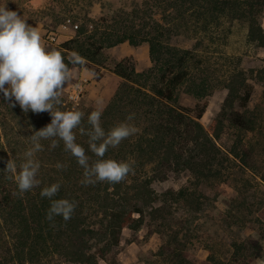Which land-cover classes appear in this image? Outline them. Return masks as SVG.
Returning <instances> with one entry per match:
<instances>
[{
    "label": "rangeland",
    "instance_id": "rangeland-1",
    "mask_svg": "<svg viewBox=\"0 0 264 264\" xmlns=\"http://www.w3.org/2000/svg\"><path fill=\"white\" fill-rule=\"evenodd\" d=\"M167 4L158 0H8L7 7L37 26L47 48L60 51L66 59L73 52L65 44L72 39L84 40L91 34L112 29L115 18L130 23L134 18L132 11H140L139 16L144 18L135 17V24L142 28L147 24L145 31L154 33L159 31L155 28L162 26L170 36L167 40L170 45L194 50L195 58L188 65L190 75L176 88V101L165 102L190 108L207 102L201 119L207 129L228 94L229 74L237 68L263 67L264 47L249 41V18L242 12L246 9L243 7L219 14L211 10V39L203 38L202 46L195 49L197 39L203 35L186 29L179 9ZM215 18L219 20L217 23L212 21ZM260 20L264 27V9ZM80 30L84 32L82 35ZM123 61H128L142 75L140 82L115 73V67ZM154 68L146 42L135 46L126 41L105 47L98 61H86L83 67L70 66L72 81L63 89L61 105L53 110H79L86 114L104 109L119 91L141 89L151 94L150 88L159 76ZM250 82L254 91L249 109L256 112L257 125L250 131L226 128L217 140L228 155L217 166L220 172L201 184L189 171L155 183L158 192L183 189L187 195L167 209L163 219L148 222L136 233L124 229L121 246L110 260H100V264H264V84L254 79ZM8 103L0 93V134L4 142L7 136L20 142L21 165L31 147L32 134L47 126L52 117L47 111L25 113L21 107L12 108ZM138 111L134 107L129 114L136 115ZM133 120L129 123L140 130L144 122ZM54 142L55 138L42 140V151L36 154L41 163L39 174L52 166L53 179L59 176L54 165L58 156L50 152ZM237 152L245 156H237ZM11 160L15 163L14 158ZM26 264L73 263L55 254Z\"/></svg>",
    "mask_w": 264,
    "mask_h": 264
},
{
    "label": "trees",
    "instance_id": "trees-1",
    "mask_svg": "<svg viewBox=\"0 0 264 264\" xmlns=\"http://www.w3.org/2000/svg\"><path fill=\"white\" fill-rule=\"evenodd\" d=\"M158 1L178 8L186 29L203 35L197 39L195 49L202 46L203 38L211 39V10L219 14L232 8L241 10L246 7L242 12L249 18L248 39L264 47V27L260 20L264 0ZM139 12L132 11L134 18L130 23L129 20L115 18L111 23L112 29L91 34L84 40L72 39L65 44L70 51L84 58L83 64H72L65 58L69 68L71 65L83 67L86 61H98L105 47L126 41L135 46L144 42L149 44L155 63L153 70L159 72L157 83L150 88L151 94L141 89L119 91L101 109V124L106 131L124 121L129 109L136 107L139 110L134 119L144 122L139 126L140 130L105 153V158L134 162L133 170L119 183L104 181L85 185L82 183L84 169L65 150L63 141L55 138L56 146L50 152L58 156L54 165L63 166L55 172L59 176L53 179V167L49 166L38 175L37 187L20 194L14 174L6 172L11 158H14L19 171L20 142L11 136H7L4 142L0 134V255L4 253L0 264L36 263L55 254L73 264H100V260H110L122 244L124 229L136 233L148 222L164 218L165 211L187 195L183 189L158 192L155 183L185 171L194 175L197 184L210 180L212 175L220 172L217 166L228 156L217 143L226 128L231 126L240 131H250L256 127V112L249 109L254 91L250 81L254 79L264 84V66L257 70L237 68L229 74L226 82L228 94L220 112L206 129L201 119L206 113L207 102L195 108L172 106L165 102L176 101V88L190 75L188 65L195 58L194 50L170 45L167 42L170 36L165 34L162 26L155 28L158 33L145 31L147 24L143 28L135 24ZM216 20L218 18L212 21L217 23ZM79 33L82 35L84 32L80 30ZM127 62L118 63L115 73L126 80L140 82L139 76L142 75ZM15 107L20 108L18 105ZM92 111L94 109L83 115L81 125L74 130L77 143L89 156L90 165L98 157L88 150L89 138L81 133V129L85 133L90 129L88 116ZM121 116L122 120L118 121ZM236 154L245 156L239 152ZM53 183L61 185L53 199L67 198L76 202L75 211L68 221L60 216L51 222L46 219L51 201L42 198L40 192Z\"/></svg>",
    "mask_w": 264,
    "mask_h": 264
},
{
    "label": "clouds",
    "instance_id": "clouds-1",
    "mask_svg": "<svg viewBox=\"0 0 264 264\" xmlns=\"http://www.w3.org/2000/svg\"><path fill=\"white\" fill-rule=\"evenodd\" d=\"M8 0L0 3V93L6 101L15 107L17 104L27 113L50 112L51 122L35 131L31 136V147L24 154V161L17 166L10 160L6 172L14 174L20 194L32 190L39 185L38 174L41 168L36 154L42 151V140L59 138L66 151L70 152L77 163L84 169L82 183L95 184L107 181L119 183L133 170V163L128 160L105 158L109 148L136 134L138 129L129 123L134 113L111 129L105 130L101 124V110H94L88 116L89 130L81 129L88 136V150L98 159L89 164V156L85 148L77 143L74 132L82 122L83 113L79 110H53L61 105V96L65 85L72 81L71 71L65 57L60 51L49 49L44 44L37 26L28 23V19L15 10L7 7ZM72 64H83L84 58L73 52L68 58ZM7 85V86H6ZM56 143L52 144L55 147ZM58 168L63 167L57 165ZM61 185L53 183L44 187L40 195L51 201L46 219L54 221L60 216L64 221L71 219L76 202L67 198L53 199L60 191Z\"/></svg>",
    "mask_w": 264,
    "mask_h": 264
}]
</instances>
